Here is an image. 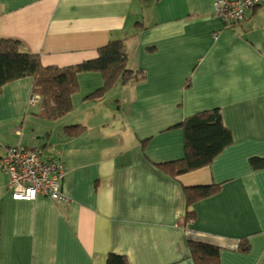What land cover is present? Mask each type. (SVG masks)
Returning a JSON list of instances; mask_svg holds the SVG:
<instances>
[{
  "label": "crops",
  "instance_id": "0c3cea01",
  "mask_svg": "<svg viewBox=\"0 0 264 264\" xmlns=\"http://www.w3.org/2000/svg\"><path fill=\"white\" fill-rule=\"evenodd\" d=\"M261 4L232 29L213 0H0V39L19 40L43 66L75 65L117 39L127 67L147 74L92 97L101 74L79 73L72 108L56 120L29 104L30 77L0 88V157L19 145L61 162L70 199L14 200L0 168V264H105L109 253L128 264H193L189 240L221 247L220 264H264V168L250 166L264 159ZM211 108L232 143L209 166L170 176L164 163L184 156L172 126ZM212 183L221 190L192 203L185 221L184 188ZM243 237L247 253L236 250Z\"/></svg>",
  "mask_w": 264,
  "mask_h": 264
},
{
  "label": "trees",
  "instance_id": "16d2710c",
  "mask_svg": "<svg viewBox=\"0 0 264 264\" xmlns=\"http://www.w3.org/2000/svg\"><path fill=\"white\" fill-rule=\"evenodd\" d=\"M264 2V0L262 1ZM260 2V3H262ZM260 3L253 4L244 13V18L249 9H254ZM264 20V17H263ZM128 53L123 40H110L97 49L96 56L86 59L71 66H43L39 55L23 52L21 43L17 39H0V88L12 81L23 77L32 79L31 94L39 97V116L56 120L66 115L72 108L71 96L78 91L77 76L82 72H98L102 76L103 84L92 97H98L111 90L113 85L122 83H136L146 79V71L130 69L127 67ZM189 84V80L185 86ZM180 128L183 132L184 156L183 158L164 163L170 176L176 177L206 166L232 143L230 129L223 121L220 108H211L198 111L183 118L172 126ZM76 125L72 133L81 131ZM147 140L142 142L145 149ZM252 169L264 168V159L250 158ZM222 188L221 183L185 187L186 211L185 221L194 218L191 204L197 200L217 194ZM188 249L193 264H220L221 247L200 242L188 241ZM236 250L247 253L250 250L246 237L240 238ZM105 264H128L124 255L109 253Z\"/></svg>",
  "mask_w": 264,
  "mask_h": 264
},
{
  "label": "built area",
  "instance_id": "2783aa9c",
  "mask_svg": "<svg viewBox=\"0 0 264 264\" xmlns=\"http://www.w3.org/2000/svg\"><path fill=\"white\" fill-rule=\"evenodd\" d=\"M263 0H213V12L221 17L226 27H234L245 11ZM39 101L31 94L29 104ZM0 168L7 174L6 187L14 200L35 199L44 195L55 202H69L70 199L60 190V180L65 174L59 161L43 160L38 151L28 150L19 145L5 146L0 157Z\"/></svg>",
  "mask_w": 264,
  "mask_h": 264
},
{
  "label": "rangeland",
  "instance_id": "374dc122",
  "mask_svg": "<svg viewBox=\"0 0 264 264\" xmlns=\"http://www.w3.org/2000/svg\"><path fill=\"white\" fill-rule=\"evenodd\" d=\"M262 5H264V4H261L258 8L262 7Z\"/></svg>",
  "mask_w": 264,
  "mask_h": 264
}]
</instances>
